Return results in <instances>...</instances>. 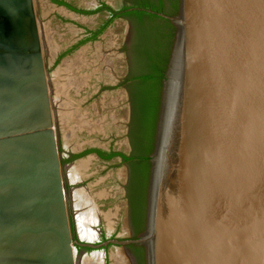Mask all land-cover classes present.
Listing matches in <instances>:
<instances>
[{
    "label": "water",
    "instance_id": "water-1",
    "mask_svg": "<svg viewBox=\"0 0 264 264\" xmlns=\"http://www.w3.org/2000/svg\"><path fill=\"white\" fill-rule=\"evenodd\" d=\"M158 15L174 35L145 227L110 243L146 264H264V0ZM0 264H75L34 0H0Z\"/></svg>",
    "mask_w": 264,
    "mask_h": 264
},
{
    "label": "rangeland",
    "instance_id": "rangeland-1",
    "mask_svg": "<svg viewBox=\"0 0 264 264\" xmlns=\"http://www.w3.org/2000/svg\"><path fill=\"white\" fill-rule=\"evenodd\" d=\"M66 1L87 10L96 9L99 3L98 7L104 3L115 6L118 2ZM34 7L49 83L53 124L61 154H79L89 148L127 150L128 98L124 86L119 84L127 70L121 57L114 51L123 37L126 24L118 18L101 34L103 39L84 41L87 29L101 26L109 20L107 13L80 16L50 0H34ZM94 158L88 154L72 161L74 166L65 163V166L69 168L71 165L74 169V180L71 178V181L65 177L64 171L67 190L72 187L73 191L80 188L83 191L82 187H86L91 190L95 203L100 204L96 211L85 217L79 204L72 205L73 211L82 212L83 216L79 218L83 220L80 222L84 227L88 228L87 223L91 221L88 224L92 230H89L94 234L99 231L105 236L117 235L119 239L116 240L124 241L131 233L128 206L122 196L126 177L124 167L118 166L111 173L105 164H98ZM75 219V223H79ZM95 235L84 238L93 243ZM101 244L106 246L90 247L91 251L74 247L75 264H132L124 245H109L108 241ZM92 259L97 261L93 263Z\"/></svg>",
    "mask_w": 264,
    "mask_h": 264
},
{
    "label": "flooded vegetation",
    "instance_id": "flooded-vegetation-1",
    "mask_svg": "<svg viewBox=\"0 0 264 264\" xmlns=\"http://www.w3.org/2000/svg\"><path fill=\"white\" fill-rule=\"evenodd\" d=\"M63 1L71 8L66 5L57 4L53 0H50V2L58 6H63L71 10V12L79 14L80 16L81 15L82 16L92 15V14L97 15L98 13L108 14L109 20L105 22L107 23L110 21L108 25L105 26L101 30V32L97 34V36L94 39L90 38L92 33L101 29V27L105 23L96 28L87 29L86 32L84 33V36H85V39H83L84 41L85 40L95 41V40L103 39V37H101V34L104 32L105 29H107L111 25V23L114 20L118 18L121 19L126 24L124 27V34L122 35L123 37L121 41L117 44V48H115L114 51L116 52V54H118L121 57V59L123 60L122 62L123 66L127 70L126 75H124V77L119 81V84L120 86H124V89L126 90L127 98H128L129 110H128V121L126 125V134H125V137H126L125 144H128V149L119 150V149H114V148H109V149L89 148L79 154L68 153L65 156H63L59 148V153H60V159H61V164H62L63 181H64V171L66 172L65 177L69 179L70 181H71L72 176L74 175V169L72 167L74 166V163H72V161H75L78 157L88 155V154H92L95 157L94 161L98 162V164L99 163L105 164L107 169L111 173L116 171L118 166L124 167L126 177H125L124 184L122 187V193H123L122 196L124 200L127 202L126 204L128 206V217H129V223L131 226L130 236L126 240H134L138 238L139 234L144 230V227H145L147 187H148V180L146 179L145 158L149 157L150 154H148L149 142L147 139V135L145 134V131H144V125H143L144 121L141 118V113H139V111L133 110V107L131 105V100H130V91H129V88L127 87L129 83L128 84L126 83L129 73L130 75H132L131 69L133 67V59H134L133 44H134L135 27L140 26V25H139V22H137L135 18L121 15V14L123 12H128L133 9H137V10H144L151 14H155L160 18H163V17L159 16L158 13L172 16L170 14L174 13L175 11L177 13L179 0H118L115 6H111L107 3H104L105 5L98 7L100 5L99 3L97 6V8H99L98 10H96L97 8L94 10H87L85 8H80L78 6L76 7L72 5L71 3L67 2L66 0H63ZM139 3L154 5L159 9V11H154L149 8L133 7L134 5L139 4ZM163 19L167 20L165 18ZM123 83H126V84L123 85ZM58 147H59V143H58ZM98 151L102 152V154H100ZM65 163H71L72 166L70 165L68 168L67 166H65ZM64 186H65V191H66L67 211H68L72 238L74 241V247H76L78 250H87V251L90 250L91 251L90 246L88 245H92L93 243L97 245H102L101 243L103 242L108 241L110 243V241L112 240L119 239L117 235L105 236L104 234L99 233V231L97 232V235H95L92 232L96 236L93 243L90 240L84 237H81L79 234L80 232L78 231L79 228L77 229L74 219L77 217V220H81L82 222L83 220L79 219V217L83 216V214L80 215L77 212H76L77 215L75 214L72 208L73 203H75L76 205L79 204L82 207L83 212H84V217L85 215L92 214L93 211H96L95 208L98 209V206L100 207V204L97 205L95 203L90 189H86V187H82L83 191L81 188L76 191H73L72 190L73 188L70 187L69 190H67L65 182H64ZM74 194L76 195L74 196ZM70 196H73V197H70ZM76 196H78L79 198ZM77 199L78 201L76 202ZM88 223H91V221H89ZM88 223L87 225H89ZM78 224H81V223H78ZM109 245H111V243ZM124 247L126 248L127 256L129 257L132 264H146L145 254H144V250L142 247H140L139 245L133 244V243L126 244L124 245ZM101 249H104V247H102Z\"/></svg>",
    "mask_w": 264,
    "mask_h": 264
},
{
    "label": "trees",
    "instance_id": "trees-1",
    "mask_svg": "<svg viewBox=\"0 0 264 264\" xmlns=\"http://www.w3.org/2000/svg\"><path fill=\"white\" fill-rule=\"evenodd\" d=\"M53 1L68 6L63 0ZM133 7L159 11L156 6L143 3L136 4ZM173 14H176V11L170 15ZM121 15L135 18L140 25L135 27L132 75L129 73L126 83H129L127 87L130 91L133 110L139 111L144 121V131L149 142L148 154H150L154 145L163 71L166 68L174 35L173 27L167 20L144 10L133 9L123 12ZM109 22L105 23L101 29L93 32L90 38L94 39ZM126 83H123V85ZM98 152L102 154V152ZM145 161L146 179L148 180L149 157H146Z\"/></svg>",
    "mask_w": 264,
    "mask_h": 264
},
{
    "label": "bare ground",
    "instance_id": "bare-ground-1",
    "mask_svg": "<svg viewBox=\"0 0 264 264\" xmlns=\"http://www.w3.org/2000/svg\"><path fill=\"white\" fill-rule=\"evenodd\" d=\"M40 38H41V37H40ZM72 179H73V178H72ZM73 180H74V179H73ZM73 189H74V188H73ZM73 189H72V190H73ZM70 194H71V193H70ZM72 195H73V193H72ZM75 195H76V194H74V196H75ZM77 195H78V194H77ZM70 197H73V196H70ZM76 197H78V196H76ZM80 197H81V196H80ZM78 198H79V197H78ZM81 198H82V197H81ZM75 199H76V198H75ZM71 200H72V199H71ZM73 200H74V199H73ZM81 200H82V199H81ZM81 200H79V201H81ZM74 201H75V200H74ZM77 201H78V199L76 200V202H77ZM72 203H73V202H72ZM73 204H75V203H73ZM80 204H81V203H80ZM77 205H78V204H77ZM74 206H76V205H74ZM82 206H83V205H82ZM74 208H75V207H74ZM76 209H77V208H76ZM80 209H81V208H80ZM81 210H83V209H81ZM76 211H77V210H76ZM79 211H80V210H79ZM93 212H94V211H93ZM77 213H79V214L81 215L82 212H77ZM75 214H76V212H75ZM73 215H74V214H73ZM76 215H77V214H76ZM74 216H75V215H74ZM92 216H93V215H92ZM81 217H82V216H81ZM94 217H96V216H94ZM76 219H77V217H76ZM76 219H75V220H76ZM79 219H80V218H79ZM77 221H78V220H77ZM79 221H81V220H79ZM79 221H78V222H79ZM79 223H81V222H79ZM77 224H78V223H77ZM77 224H76V225H77ZM90 224H91V223H90ZM92 224H93V223H92ZM78 226H79V227H78ZM88 226H89V225H88ZM91 226H92V225H91ZM76 227L79 228L78 231L80 232L79 234H80L81 237H88V238H89L90 236L94 235V234L92 233L93 231H91L92 229L89 228V227H88V228L84 227V225H83L82 223L79 224V225H77ZM89 229H91V230H89ZM93 230H94V229H93ZM95 234H96V233H95ZM96 235H97V234H96ZM90 238H91V237H90ZM82 254H83V253H82ZM112 255H113V254H112ZM82 256H83V255H82ZM84 256H86V255H84ZM80 257H81V256H80ZM86 258H88V257H86ZM97 258H98V257H97ZM97 258H96V259H97ZM102 258H103V257H101V259H102ZM79 259H80V258H79ZM89 259H90V258H89ZM87 260H88V259H87ZM92 260H93V259H92ZM94 260H95V259H94ZM94 260L92 261L93 263L97 261V260H95V261H94ZM75 261H76V260H75ZM78 261H79V260H78ZM82 261H83V260H82ZM90 261H91V260H90ZM103 261H104V260H103ZM99 262H100V261H99ZM97 263H98V262H97ZM97 263H95V264H97ZM102 263H103V262H102ZM76 264H77V263H76ZM78 264H79V262H78ZM91 264H92V263H91Z\"/></svg>",
    "mask_w": 264,
    "mask_h": 264
}]
</instances>
